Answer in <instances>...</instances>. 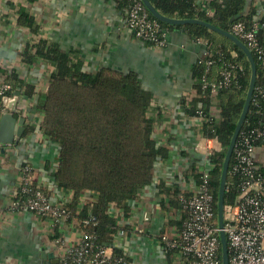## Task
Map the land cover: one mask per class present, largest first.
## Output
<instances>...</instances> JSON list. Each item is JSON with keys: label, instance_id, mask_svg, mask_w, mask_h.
<instances>
[{"label": "trees", "instance_id": "trees-1", "mask_svg": "<svg viewBox=\"0 0 264 264\" xmlns=\"http://www.w3.org/2000/svg\"><path fill=\"white\" fill-rule=\"evenodd\" d=\"M116 1L126 13L129 1ZM149 1L169 18L199 19L229 31L235 21L242 20L249 26L259 20V9L264 6V0ZM8 6L12 11L17 9L18 26L29 28L34 33L40 31L41 25L28 6L12 1L8 2ZM149 15L156 18L150 12ZM159 23L163 29L183 31L195 41L206 40L212 52V66L208 67L204 61L194 65L196 93L192 96L184 94L177 110L181 111L182 115L178 117L182 121L203 110L209 120L204 122L201 132L191 127L194 135L199 132L216 135L222 142L223 150L212 155L213 165L209 167L217 218L223 163L246 104L251 63L236 43L205 24H170L160 20ZM259 35L264 44V25ZM144 42L152 46L151 42ZM253 56L256 61V82L243 121L244 128L264 125V97L259 91V88H264V68L257 56ZM19 59L30 66L43 61L51 67L49 88L37 105L43 112L39 128L59 148L53 180L56 186L73 194L72 200L65 204L71 212L68 220L73 217L79 219L82 230L92 234L94 250L111 246L115 264L126 263L128 258L118 245L119 240L125 237L120 231L124 230L129 235L135 230L131 229L130 223L121 224L120 220L132 216L134 202L155 183L156 169L164 159L170 157L169 147L162 143L156 132V126L167 117L164 108L157 105L154 93L143 85L138 72H124L107 66L92 68L90 64H85L79 51H63L57 43L47 38L41 37L33 42L25 40ZM227 67L231 68L233 74L230 85L216 94L212 93L211 86L203 87V77L209 82H218L222 79L220 71ZM0 73L5 74L14 90H20L29 97L34 95L36 87L26 80L20 68L0 66ZM216 103L219 110L214 111L212 107ZM14 114L17 116L19 113L14 111ZM35 129V125L30 124L23 135ZM181 152L185 160L183 177L177 176V180L169 185L166 181L157 185L160 193L164 194L161 199L163 209L180 215V219H170V224L177 229L181 228L185 217L179 197L180 181H198L201 167L195 160L190 162L193 156L190 160L188 148ZM237 181L236 178H227L224 204L234 202L238 193ZM86 194L94 199L82 200ZM113 207L117 209L116 213ZM87 219L89 224L84 225L83 221ZM166 249L173 255L176 253Z\"/></svg>", "mask_w": 264, "mask_h": 264}, {"label": "crops", "instance_id": "crops-1", "mask_svg": "<svg viewBox=\"0 0 264 264\" xmlns=\"http://www.w3.org/2000/svg\"><path fill=\"white\" fill-rule=\"evenodd\" d=\"M0 0V63L15 64L25 43V36L18 27L7 25L2 19L10 14L8 2ZM30 13L40 23L42 37L55 42L63 51L77 50L85 64L92 68L107 66L127 72L134 70L143 85L154 93L157 105L166 108L167 117L156 126L163 144L170 150L155 171V183L136 199L133 214L129 217L131 229L143 227L144 232L134 231L119 240L128 258L126 264H175L174 255L160 240L164 232H172L171 217L180 219L179 213H169L161 206L157 185L161 181H176L178 170L185 165L181 150L191 151L195 135L191 126L179 114L180 99L184 94H194L193 68L205 50L202 42L193 40L183 31L174 29L167 35V45L156 48L134 38L126 28L125 9L116 0H35L30 2ZM260 9L264 10V6ZM3 15V16H2ZM21 74L33 84L32 97L23 94L19 101L18 117L25 116V130L33 124L36 129L23 135L15 151L10 154L11 164L0 165V264H53L43 254L54 252L52 239L62 236L66 245L79 241L82 226L79 219L54 223L30 211L10 209V201L18 190L17 166L29 163L32 178L49 193L53 202H68L70 193L55 185L53 172L58 165L59 148L38 130L43 112L37 108L49 84L42 62L20 68ZM181 112V111H179ZM183 158V159H182ZM193 158L196 157L193 155ZM93 200L85 195L82 200ZM84 202V201H83ZM108 253L113 255V248Z\"/></svg>", "mask_w": 264, "mask_h": 264}, {"label": "built area", "instance_id": "built-area-1", "mask_svg": "<svg viewBox=\"0 0 264 264\" xmlns=\"http://www.w3.org/2000/svg\"><path fill=\"white\" fill-rule=\"evenodd\" d=\"M14 1L16 4L21 2L28 7L30 5L29 0ZM127 1H129V6L125 16V24L134 38L149 41L152 43V47L158 49L165 47L169 30L163 29L157 18L150 17L142 0ZM16 10L6 17H2L5 22L7 21V25L20 28L25 40L30 39L33 42L41 38L40 31L34 33L29 28L18 26ZM259 10V20H255L249 26L242 20L235 21L230 31L246 44L264 68V44L259 35L260 28L264 25L262 21L264 10ZM1 14L3 13L0 12V18ZM197 41L202 42L205 46L198 62L204 61L208 67L212 66L214 59L208 42L204 39ZM40 62L45 66L49 78L51 67L43 61ZM0 66L12 69L13 67L26 68L30 65L21 62L18 58L15 64L0 63ZM220 73L222 79L218 82H209L206 77L202 78L203 87L211 86L210 89L213 94L232 83L233 74L230 67L222 69ZM48 88L49 84L46 86L45 92ZM259 91L264 97V88H259ZM187 95L192 96L188 93ZM22 97L23 93L20 90H14L13 84L6 80L5 74L0 73V118L8 112L18 111L20 114L21 110L17 108H19V101ZM13 101H16L15 108L11 106ZM212 108L214 111L219 110L218 103ZM163 110L164 113L167 111L166 108ZM178 113L182 115L180 112ZM179 114H173V116L178 117ZM21 117L25 118V116ZM30 120L33 124V117ZM206 120H209L208 115L203 110H198L195 115L184 118L186 123L198 131L203 128ZM38 132L43 134L41 129ZM200 132L195 135L192 150V156L194 155L196 158L191 160L190 157V162L195 160L198 162V166L201 165L198 170L199 179L198 181L195 179H190L187 182L180 181L182 185L179 197L185 213L182 226L179 229L175 228L172 232L162 233L160 240L165 248L176 252L174 254L175 264H223L220 236V232L223 230L227 239L228 264H264V125L242 127L239 131L227 172V178L230 180L238 179V193L234 202L224 204L223 227L219 225L218 214L216 218L214 196L210 183L211 174L209 172V167L213 165L212 155L221 152L223 145L218 136H208ZM19 142L3 143L0 141L1 166H8L12 163L10 154L15 151ZM17 168L20 184L10 201L9 208L30 211L39 217L50 218L54 223L68 220L71 212L65 205L67 202H53L51 200L45 188L32 178V166L26 162L18 165ZM183 168L184 166L177 172V176L180 178L183 177ZM68 192L72 200L73 194ZM113 212H117L115 207H113ZM128 220L129 218L122 217L120 223H129ZM83 224H89V219L84 220ZM136 230L139 233L144 232L143 227H135ZM120 234L126 236L127 232L122 230ZM91 238L92 234L84 230H82L79 241L73 245H66L62 236L53 238L52 244L59 264H115L113 255L108 253L111 246L94 250ZM122 264L126 263L123 262Z\"/></svg>", "mask_w": 264, "mask_h": 264}, {"label": "water", "instance_id": "water-1", "mask_svg": "<svg viewBox=\"0 0 264 264\" xmlns=\"http://www.w3.org/2000/svg\"><path fill=\"white\" fill-rule=\"evenodd\" d=\"M148 11L155 16L157 19L163 22H167L170 24H180V23H187V22H197L201 24L207 25L209 28L227 36L230 38L234 43H236L248 56V59L251 63V80L250 85L248 89V94L246 98V104L243 110V113L239 119V122L237 124L236 130L233 134V137L231 139V142L227 148L225 160L223 163V171L221 175V185H220V192H219V199H218V220L220 227H223L224 224V218H223V210H224V191H225V185L227 181V172L228 167L233 151V147L235 144V141L237 139V136L239 134V131L243 125V121L246 115V112L248 110V107L251 102L252 93L254 91L255 82H256V61L254 59V56L251 52V50L246 46V44L239 39L236 35H234L231 31L222 29L218 26H215L209 22L199 20V19H175V18H169L167 16H164L161 14L152 4L149 0H142ZM238 17V16H237ZM236 17V18H237ZM235 18H232L231 20H234ZM11 106L15 108L16 101H13L11 103ZM25 132V118L24 117H18L14 114V112H8L1 116L0 118V141L3 143H9L14 142L18 143L21 138L23 137V134ZM221 236V243H222V256H223V264H228V248H227V239L226 234L223 230L220 232ZM44 257L49 258L52 260L51 262L53 264H59V259L55 257L54 252L48 253L47 255L43 254Z\"/></svg>", "mask_w": 264, "mask_h": 264}]
</instances>
